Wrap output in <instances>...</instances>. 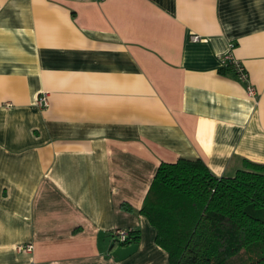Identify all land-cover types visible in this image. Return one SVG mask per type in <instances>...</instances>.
Returning <instances> with one entry per match:
<instances>
[{"label": "crops", "instance_id": "crops-1", "mask_svg": "<svg viewBox=\"0 0 264 264\" xmlns=\"http://www.w3.org/2000/svg\"><path fill=\"white\" fill-rule=\"evenodd\" d=\"M180 157L264 163V0H0V264H169L139 210Z\"/></svg>", "mask_w": 264, "mask_h": 264}, {"label": "trees", "instance_id": "trees-1", "mask_svg": "<svg viewBox=\"0 0 264 264\" xmlns=\"http://www.w3.org/2000/svg\"><path fill=\"white\" fill-rule=\"evenodd\" d=\"M139 213L169 264H264V163L244 160L234 175L217 176L199 157L161 161ZM127 229L120 244L138 242L139 230Z\"/></svg>", "mask_w": 264, "mask_h": 264}, {"label": "built area", "instance_id": "built-area-1", "mask_svg": "<svg viewBox=\"0 0 264 264\" xmlns=\"http://www.w3.org/2000/svg\"><path fill=\"white\" fill-rule=\"evenodd\" d=\"M232 47H234V44H229V49H231ZM219 59L223 65V67H227L230 66L232 68V71L235 73L237 79L242 82L243 84H245L247 93L252 96L255 97L256 96V89L255 87L249 82L248 79V73L245 69V67L240 63V61H238L237 59H235L230 52H227L225 54H221L219 55ZM36 104L41 107V108H45L48 106V98L46 93H42L38 98H37V102ZM129 229L127 228H114L111 230V234H113V236H116L118 238L117 241L121 242L123 240L126 239V237L129 235ZM20 250H25L27 252H30L33 249V244L31 243H27L25 245H20L18 247Z\"/></svg>", "mask_w": 264, "mask_h": 264}, {"label": "rangeland", "instance_id": "rangeland-1", "mask_svg": "<svg viewBox=\"0 0 264 264\" xmlns=\"http://www.w3.org/2000/svg\"><path fill=\"white\" fill-rule=\"evenodd\" d=\"M105 237H106V242L109 243V245H110V243H113L114 245L120 247V249H125L127 246H129V245L131 246V244H132V243L131 244H128V245H122V244H120V242L117 241L118 238L116 236H113V234H111V233L109 235H106ZM146 239L148 241H150L149 234L146 235ZM122 252H124V251H122Z\"/></svg>", "mask_w": 264, "mask_h": 264}]
</instances>
